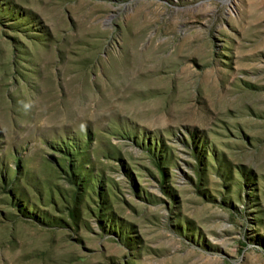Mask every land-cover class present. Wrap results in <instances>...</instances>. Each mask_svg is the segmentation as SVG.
<instances>
[{"label":"rangeland","instance_id":"rangeland-1","mask_svg":"<svg viewBox=\"0 0 264 264\" xmlns=\"http://www.w3.org/2000/svg\"><path fill=\"white\" fill-rule=\"evenodd\" d=\"M0 264H264V0H0Z\"/></svg>","mask_w":264,"mask_h":264}]
</instances>
